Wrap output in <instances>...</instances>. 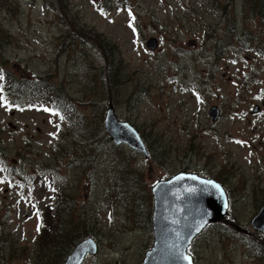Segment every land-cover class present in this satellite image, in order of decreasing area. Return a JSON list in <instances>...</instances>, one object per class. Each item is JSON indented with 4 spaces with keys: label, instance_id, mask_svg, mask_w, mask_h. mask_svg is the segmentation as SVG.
Listing matches in <instances>:
<instances>
[{
    "label": "rangeland",
    "instance_id": "obj_1",
    "mask_svg": "<svg viewBox=\"0 0 264 264\" xmlns=\"http://www.w3.org/2000/svg\"><path fill=\"white\" fill-rule=\"evenodd\" d=\"M58 1L0 2V25L8 33L0 64L15 76L52 77L74 111L66 113L69 119L63 108L60 119L45 106L30 107L40 100L11 94L10 104L0 97V264H32L37 210L44 213L52 198L47 181L55 169L76 198V215L89 209L94 223L98 250L82 264H140L153 242L150 188L179 171L217 180L231 199L224 220L191 242L193 264H264V234L251 225L264 202L262 19L243 0ZM74 13L112 46L94 43L90 31L89 38L76 34ZM226 18L241 35L246 27L252 46L221 37ZM214 36L222 40L215 48ZM111 60L120 83L112 90ZM53 92L50 98L59 97ZM108 96L117 117L143 137L148 158L112 142L86 145L88 159L71 158L91 135L105 131ZM121 173L129 184L118 181ZM137 178L140 186L131 183ZM128 192L136 195L131 208L116 196ZM147 192L149 213L139 207ZM52 259L47 254L44 261Z\"/></svg>",
    "mask_w": 264,
    "mask_h": 264
},
{
    "label": "trees",
    "instance_id": "obj_2",
    "mask_svg": "<svg viewBox=\"0 0 264 264\" xmlns=\"http://www.w3.org/2000/svg\"><path fill=\"white\" fill-rule=\"evenodd\" d=\"M1 1L2 0H0V2ZM214 1L216 2V4L218 3L217 0ZM243 1L245 9L248 8V11L254 17L262 19L264 23V0ZM66 2L67 0H59L58 4L59 6H61L60 4L66 5ZM225 6V4L221 6V10L223 12H225ZM72 16L75 20V26L72 30L75 31V33L77 32L76 34H80L79 36L81 37L89 38L87 32L90 31V34L94 39L92 37H90L89 39L93 40L94 43L100 44L102 47H106L109 45L112 46L105 37H100V35L98 34L99 32L96 31L94 28L88 27L86 24L81 25L78 22V19L76 18L77 14L74 13L72 14ZM242 19L244 24L246 22V19L245 17H243ZM237 28L238 26L235 24L234 21L229 22V19L226 18L224 25V33H222L221 37L230 38L232 41H241L242 44L247 45L248 47L252 46L253 44L250 40H252L253 36L250 37V40L248 38H245L246 33L244 29H246V27L242 28L241 33L243 35L238 32L239 29ZM70 29L71 27L68 24V28L66 30L67 32L63 34V36L68 35ZM82 30L85 32L84 34L82 33ZM7 38L8 33L5 32L0 25V51H2V49L4 48V44ZM217 40L218 42L222 41L221 39H218L217 36H214L213 48L217 46ZM4 63H6V61H4ZM111 63L112 64L109 68L110 70L108 72V77L114 76L116 78V82L112 84L113 86H108V88L112 90V88H116V86L120 83L117 80L116 68L113 67L112 60ZM46 75L42 78L37 75L28 77L25 74H23L21 77L15 76L14 74L10 73V71L6 70V67L3 64H0V76H2V79H0V97L4 100L5 98H7L10 104L15 103L14 100L11 101V99L8 97L11 94L15 98V100H18L21 96L40 100V108L45 106L50 110H56L60 112H63V108H65V117L69 118L68 115L72 116V114L74 113L73 105L71 104V98L69 96H66L67 94H65L63 90L60 89L61 84H57L52 77L49 79L46 77ZM42 84L46 85L47 89L51 91L46 93ZM53 90L59 92V97L50 98V96H52L53 94L55 95ZM111 97L112 96L107 97L110 98L107 100V102H102L106 109L108 107V104L110 102L112 103ZM69 119L72 118L70 117ZM79 128L81 129V126ZM97 136H99V139L96 138ZM97 136L91 135L90 139L85 140L83 150L79 151L77 155L75 153V155L71 158L73 160L81 158L88 159L89 149L86 147V145L99 144L98 146H107L111 143L107 133L103 131V129L99 132ZM147 150L149 155H151L150 150L148 148ZM68 153L69 151L64 152V154ZM95 156L96 154L93 155V158ZM50 180L47 181V184L49 185V190L51 188V193L53 195L50 202L44 205V213H41V209L43 207L38 210L39 240L37 242V249L35 252H33L32 264H46L44 258L47 254H50L51 256L52 254H54L55 260L52 259L53 264H61L70 252V250L82 239L88 236L96 238V235L94 233V223L90 222V217L88 216L89 209H86V212L84 214L79 212V214L76 215V198L73 195L67 194V190L64 186V178L61 174L58 173V170H54V172L50 176ZM118 181L123 182L124 184H129L126 179V174L123 173L120 174ZM131 183L140 186L143 183V179L137 178V181H131ZM105 195L107 196L108 193H105ZM116 196L122 200L121 203L125 208H131V205L135 204V200L133 197L136 195L131 194V192H128L125 195L123 193H117ZM148 197L149 192L146 193V198L139 207H143L149 213L150 204L148 202ZM229 202H231V199L229 200ZM135 211H138V207L135 208ZM220 231L223 232V229H220Z\"/></svg>",
    "mask_w": 264,
    "mask_h": 264
},
{
    "label": "water",
    "instance_id": "obj_3",
    "mask_svg": "<svg viewBox=\"0 0 264 264\" xmlns=\"http://www.w3.org/2000/svg\"><path fill=\"white\" fill-rule=\"evenodd\" d=\"M148 46L153 47L151 43ZM209 114L215 121L217 107H210ZM104 129L113 143L126 144L148 156L139 131L128 121L117 118L112 103L105 113ZM151 194L153 244L145 251L140 264H192L186 252L189 244L208 224L224 220L228 213V198L223 186L215 179L179 171L154 183ZM251 225L264 234V202L253 215ZM97 249L95 240L86 237L74 246L62 264H81L86 255L96 253Z\"/></svg>",
    "mask_w": 264,
    "mask_h": 264
},
{
    "label": "snow or ice",
    "instance_id": "obj_4",
    "mask_svg": "<svg viewBox=\"0 0 264 264\" xmlns=\"http://www.w3.org/2000/svg\"><path fill=\"white\" fill-rule=\"evenodd\" d=\"M0 79H2V76H0ZM44 110H45V111H49L52 115H55V116H59V115H60L59 112L56 111V110H50V109H44ZM60 119H63V117L60 116ZM206 183H211V182H206ZM217 187H218V186H217ZM37 230H39V226H38ZM181 258H182V259H185V260L188 259V257H186V256H182Z\"/></svg>",
    "mask_w": 264,
    "mask_h": 264
},
{
    "label": "bare ground",
    "instance_id": "obj_5",
    "mask_svg": "<svg viewBox=\"0 0 264 264\" xmlns=\"http://www.w3.org/2000/svg\"><path fill=\"white\" fill-rule=\"evenodd\" d=\"M141 136V135H140ZM141 138H142V136H141ZM142 140H143V138H142ZM143 142H144V140H143ZM145 143V142H144ZM114 145H117V144H114Z\"/></svg>",
    "mask_w": 264,
    "mask_h": 264
}]
</instances>
